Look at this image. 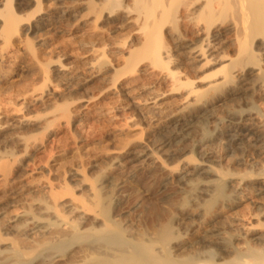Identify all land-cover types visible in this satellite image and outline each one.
Instances as JSON below:
<instances>
[{
	"label": "bare ground",
	"instance_id": "6f19581e",
	"mask_svg": "<svg viewBox=\"0 0 264 264\" xmlns=\"http://www.w3.org/2000/svg\"><path fill=\"white\" fill-rule=\"evenodd\" d=\"M46 1L0 0L2 47L9 48L23 21L43 13ZM80 2L78 12L90 17L94 13L93 21L136 24L135 45L124 58L128 74L136 75L142 67L140 71L155 73L179 96L177 107L165 116L170 130L153 146L132 152L130 159L142 163L138 172L156 171L166 182L174 180L177 197L152 202L148 191L135 190L134 207L142 211V219L139 228L130 230L123 224L127 223L121 212L123 193L112 190L116 188L112 178L103 172L93 178L85 195L71 192L66 200L65 193L66 199L49 191L17 214V231L12 227L17 240L9 237L12 234L7 242L5 234L0 237V264H264L262 205L256 203L247 216L221 217L246 195L261 199L264 162L259 170L252 166L250 172L239 173L220 168L221 158L215 153L220 145L228 158L243 145L264 155V105L259 102L264 99V0ZM30 6L34 7L27 12L30 15H18ZM3 59L0 52V68ZM100 60L90 65L97 74L108 65ZM177 64L182 71L174 68ZM54 71L63 73L61 67ZM198 73L202 76L196 77ZM131 89L118 88L124 96ZM236 96L241 108L226 107ZM159 100L154 96L133 106L161 116L165 105ZM217 107H223L222 117L216 115ZM120 163L113 157L109 168ZM29 233L40 234L39 239L29 238Z\"/></svg>",
	"mask_w": 264,
	"mask_h": 264
},
{
	"label": "rangeland",
	"instance_id": "374dc122",
	"mask_svg": "<svg viewBox=\"0 0 264 264\" xmlns=\"http://www.w3.org/2000/svg\"><path fill=\"white\" fill-rule=\"evenodd\" d=\"M54 1L42 3L43 13L22 22L7 50L0 41V52L4 54L0 68V237L12 234L9 237L17 240L16 216L33 201L50 192L57 195L60 192L61 196L65 193L66 200L71 192H74L72 196L85 195L93 178L103 173L112 178L114 185H111L116 187L112 190L117 189L121 196L123 193L121 212L127 222L123 224L130 230L139 228L142 211L134 207L137 202L134 191L146 190L152 202H159L169 196L175 199L178 186L174 180L166 182L159 172L139 173L137 168L142 163H131V155L140 147L153 146L170 130L166 127L165 116L177 107L179 96L158 81L155 73L140 71L142 67L135 71L136 75L128 74L130 70L124 67L125 53L135 45L136 24L121 25L110 20V27L103 20H94V23V13L90 17L89 13L78 12L83 7L80 1L86 0ZM33 8L30 6L18 15L25 18ZM64 10L74 13H60ZM219 42L222 41H218L220 45ZM99 58L108 65L97 74L90 67ZM57 67H61L62 74H55ZM175 67L182 71L183 66L177 64ZM5 78L8 81H4ZM119 85L131 87V95H121ZM154 96L165 105L166 114L160 116L152 112V115L145 107L140 110L133 106L134 103L142 105ZM259 102L264 105V99ZM225 105L241 108V99L236 96ZM221 108L214 110L220 117L223 116ZM242 146H236L234 154L228 158L222 146L216 147L215 153L221 158L219 167L239 173L260 169L264 155L256 148ZM113 157L121 161L119 169L109 168ZM252 196L246 195L221 217H232L236 213L247 216L257 204L264 208V195L261 199ZM31 235L29 233V238L35 240L40 236ZM9 237L6 242L13 239Z\"/></svg>",
	"mask_w": 264,
	"mask_h": 264
}]
</instances>
